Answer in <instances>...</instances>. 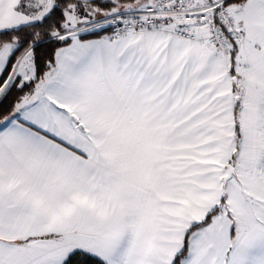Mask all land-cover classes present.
<instances>
[{"label": "snow or ice", "instance_id": "6c2138e0", "mask_svg": "<svg viewBox=\"0 0 264 264\" xmlns=\"http://www.w3.org/2000/svg\"><path fill=\"white\" fill-rule=\"evenodd\" d=\"M0 264H264V0H0Z\"/></svg>", "mask_w": 264, "mask_h": 264}]
</instances>
